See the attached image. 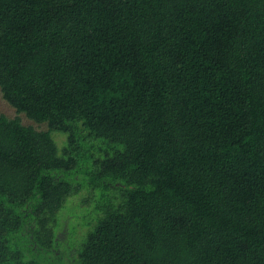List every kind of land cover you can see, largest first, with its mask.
Segmentation results:
<instances>
[{
    "label": "trees",
    "instance_id": "trees-1",
    "mask_svg": "<svg viewBox=\"0 0 264 264\" xmlns=\"http://www.w3.org/2000/svg\"><path fill=\"white\" fill-rule=\"evenodd\" d=\"M0 89V264H264V0H0Z\"/></svg>",
    "mask_w": 264,
    "mask_h": 264
},
{
    "label": "rangeland",
    "instance_id": "rangeland-1",
    "mask_svg": "<svg viewBox=\"0 0 264 264\" xmlns=\"http://www.w3.org/2000/svg\"><path fill=\"white\" fill-rule=\"evenodd\" d=\"M0 115H4L10 119L19 117L25 126H32L38 131H47V124H38L28 119L23 114H18L16 110L10 106L3 98L0 89ZM53 138L57 146L62 151L66 144V135L54 132ZM87 189L81 191L77 196L71 197L64 209L59 214V226L56 231L57 244L50 252L43 255V259L47 264H76L75 258L77 253V245L86 233L93 228V222L97 217V209L92 203H88ZM77 240V241H76ZM36 255L39 253L36 252ZM28 258L31 255L28 254Z\"/></svg>",
    "mask_w": 264,
    "mask_h": 264
}]
</instances>
